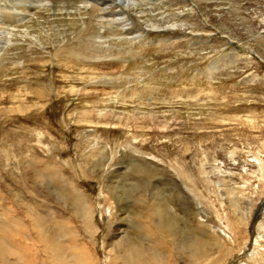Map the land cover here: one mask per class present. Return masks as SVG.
<instances>
[{"label": "rangeland", "instance_id": "374dc122", "mask_svg": "<svg viewBox=\"0 0 264 264\" xmlns=\"http://www.w3.org/2000/svg\"><path fill=\"white\" fill-rule=\"evenodd\" d=\"M43 1L0 37V230L21 245L29 232L28 259L48 264L33 223L67 218L98 264H127L132 237L161 234L155 190L178 215L176 242L160 235L169 264H264V0H142L131 34L93 0ZM202 222L225 246L199 261L185 245L213 237ZM119 225L134 236L114 246Z\"/></svg>", "mask_w": 264, "mask_h": 264}, {"label": "bare ground", "instance_id": "6f19581e", "mask_svg": "<svg viewBox=\"0 0 264 264\" xmlns=\"http://www.w3.org/2000/svg\"><path fill=\"white\" fill-rule=\"evenodd\" d=\"M93 1L95 3L96 7L100 11L98 14L99 18L102 21H105V22L108 21L110 25L113 24V25L117 26L118 28H121V30H122L121 32L125 33V34H131V33H133V31L135 32L134 24H133L135 19H134L133 15L135 14L136 16H140V17H142L144 15V13L142 11H140V7L142 6V3H141L142 0H93ZM43 4H44L43 0H41V1H39V0H7V2H5V4L0 3V24H5V26L9 27V28H7V30H4L3 27L0 25V37L6 39L7 38V32L11 31L9 29H12L11 28L12 25L15 26L17 23L22 22L24 20V18H26L29 13H31V12L33 13L34 11L40 9ZM10 9H12V10H10ZM184 25L185 24L182 23L180 25L176 24L173 26L184 27ZM3 34H6V36L4 37ZM2 38L0 40H2ZM3 41H1L0 43L2 44ZM4 46H5V44L1 45V47H4ZM98 75H99V73H98ZM104 75H105V73H104ZM47 175H48L47 178L48 177L54 178L57 175V172H47ZM112 182H114V181H112ZM60 187H62V186H60ZM71 187H72V189H75V186H71ZM66 188H61L62 191L59 192L60 197L62 196L61 197L62 199L66 200V201H70L72 199L70 197V195H68V194L63 195V191H65ZM77 193L78 194H73V197L77 199L76 200L77 209H75L74 213H76L77 218H79V219L81 218L82 222L85 224L83 226L85 229H87L89 231L90 228H93V230H94V225L92 222V218L94 217L93 214L95 212L94 207H93V205L89 206L88 203L90 202V199L88 198V196L85 193H83V192H77ZM149 196H150V198H152L154 200L150 210L152 211V214H153L155 230L159 231L161 233L160 235L163 236V237L161 236L162 238H167L166 234L171 238H173L172 236H174L172 242L173 243L176 242L175 236H176V233L178 230V222L179 221H178V215H177L175 206L171 207V205H169V203L166 200H164V197H163L164 194H162V196L161 195L159 196V194H157V191H155V190L152 193H150ZM148 205L149 204H147L145 209L148 207ZM6 215H5L6 218H10L12 216V215L11 216H6ZM10 219H8V220L10 221ZM12 219H15L14 222H16L18 233L26 231V229L24 228L25 225L21 221V218L15 217ZM2 223H3V221H2ZM48 223L49 224H47V226H45V228L40 226L41 223H39L37 221H34V223H33V227L39 233L40 246L45 251V256H46L45 260L48 264H53V263H55V261L57 262L59 260L60 255H61L60 263L62 261L63 264H98L97 259L95 258V256H93V252L91 251L90 246H88L84 241H82L81 230L76 225L71 223V221L69 219L62 218V220H61V219H57L55 216H52L51 220L50 219L48 220ZM203 224H204L203 227L205 229H207L209 235L212 234V236L214 238L211 236L208 238L207 235L201 233L200 237L190 238L187 245H185V248L188 251H190L192 253V256H194L199 261L203 260L205 258V246L207 244L209 245L210 241L215 240L221 247L225 246L224 239L221 240V238L218 237L219 235L216 236V234H214V232H212L208 228V226L205 225V223H203ZM21 225H23L24 227H22ZM141 227H142V225H139V228H141ZM200 227H201V225H200ZM204 228H203V231H204ZM134 230H136V229H134ZM116 231H118V234H116L115 236L118 235V237L120 236V238L116 237V239L118 238V240L114 241V246L115 245L121 246L122 243H124L127 239L129 240L130 236L133 235V233H132V235L126 234V235L122 236L121 233L123 232V229L120 227V225L118 228H116ZM229 231H230V227L228 226V224H225V229L223 232L228 233ZM7 232H8V230L6 231V229L0 230V256H1V259L4 260V261H2V263L3 264L6 263L5 259L8 258L7 255H14V256H17V258L21 261L22 264H34L33 262L31 263L30 259H28L29 256L31 255V253L35 254L33 246L29 243L30 241H34L31 234L27 231L24 232L22 237L24 238L26 236L24 238L25 243H23L21 245L17 239L12 238L13 240H11L10 237L8 236ZM139 232H141L143 235V232L140 229H139ZM144 232H145L146 236L148 235L147 240L149 242H152V244L145 245L144 242H142V241L139 242V241L134 240L136 237L134 239L132 237L130 239L132 242L127 243V245H128L127 249H125V251H123L124 253H122V252H121L122 254L119 253L120 255L117 256V258H121V260L125 259V262L127 264H169L167 262L168 259H165L163 257L162 252H161L160 248L158 247L161 244L160 235H158V238H157L155 236H150V234H148L146 231H144ZM183 232L186 235L192 234L191 229L188 226L185 227ZM205 232H206V230H205ZM216 232H218V231H216ZM218 233L220 234V232H218ZM143 236L139 235L140 238H142ZM6 244H9L10 250L6 247ZM11 245L14 248H12ZM207 247H209V246H207ZM210 247H211V245H210ZM221 249H223V248H221ZM21 251H23V252L21 255H19L18 253H20Z\"/></svg>", "mask_w": 264, "mask_h": 264}]
</instances>
